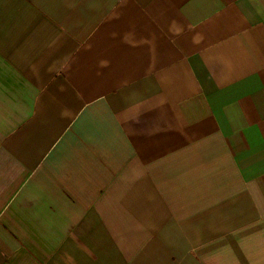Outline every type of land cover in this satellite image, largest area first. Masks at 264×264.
<instances>
[{"label": "crops", "instance_id": "1", "mask_svg": "<svg viewBox=\"0 0 264 264\" xmlns=\"http://www.w3.org/2000/svg\"><path fill=\"white\" fill-rule=\"evenodd\" d=\"M0 264H264V0H0Z\"/></svg>", "mask_w": 264, "mask_h": 264}]
</instances>
